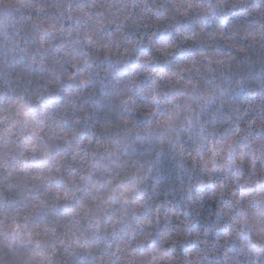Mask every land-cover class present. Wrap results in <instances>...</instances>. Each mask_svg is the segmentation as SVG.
Segmentation results:
<instances>
[{
	"label": "trees",
	"instance_id": "trees-1",
	"mask_svg": "<svg viewBox=\"0 0 264 264\" xmlns=\"http://www.w3.org/2000/svg\"><path fill=\"white\" fill-rule=\"evenodd\" d=\"M0 264H264V0H0Z\"/></svg>",
	"mask_w": 264,
	"mask_h": 264
}]
</instances>
